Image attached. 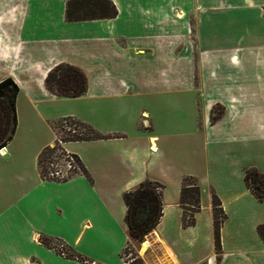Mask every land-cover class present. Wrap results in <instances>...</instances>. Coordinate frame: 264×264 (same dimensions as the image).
Here are the masks:
<instances>
[{"label": "crops", "instance_id": "1", "mask_svg": "<svg viewBox=\"0 0 264 264\" xmlns=\"http://www.w3.org/2000/svg\"><path fill=\"white\" fill-rule=\"evenodd\" d=\"M70 1L0 0V82L19 88L16 131L0 154V264H85L51 251L57 243L87 264H123L122 197L145 180L164 183L152 159L173 142L168 101L195 108L192 158L163 185L143 262L264 264V202L244 182L246 168L264 175V0H106L114 18L77 22L66 19ZM60 64L85 74V94L46 90ZM65 118L106 138L66 145L86 174L45 181L38 157ZM185 177L202 191L190 227L179 204ZM212 191L226 215L219 254Z\"/></svg>", "mask_w": 264, "mask_h": 264}, {"label": "trees", "instance_id": "2", "mask_svg": "<svg viewBox=\"0 0 264 264\" xmlns=\"http://www.w3.org/2000/svg\"><path fill=\"white\" fill-rule=\"evenodd\" d=\"M116 15L115 7L106 0H72L68 3L66 10V19L71 22L83 21L87 18H114ZM45 88L57 97L75 98L85 94L87 80L85 74L79 68L68 64H60L48 72L45 78ZM18 92V86L10 78L0 82V150L7 146L16 131L15 103ZM219 114L213 115L212 120H215ZM61 122L62 120L58 123L59 126ZM77 124L84 132L82 136H76L72 140L73 142L106 138L84 123L77 121ZM53 152L54 150L49 147L41 151L38 157V167L41 175ZM79 163L83 174H86L80 160ZM244 182L251 194L259 202H264V175L255 168H246L244 170ZM163 189L164 186L160 183L145 180L123 194V202L127 208L125 223L130 238L124 253L132 252L133 257H136L135 247L140 245L145 237L158 225L163 211ZM179 204L183 210V226H193L195 216L201 210V189L195 178H183ZM211 207L215 251L219 254L221 251L220 230L226 215L222 209L221 201L214 191L211 192ZM256 233L264 242V224L257 226ZM129 264H142V260L141 258H135Z\"/></svg>", "mask_w": 264, "mask_h": 264}, {"label": "rangeland", "instance_id": "3", "mask_svg": "<svg viewBox=\"0 0 264 264\" xmlns=\"http://www.w3.org/2000/svg\"><path fill=\"white\" fill-rule=\"evenodd\" d=\"M165 109L169 117L167 120L162 121V123L168 125V134L172 137L170 141L173 142L168 148H163L164 153L160 157H153L152 164L156 167V173L162 176L164 180L163 185L169 184V187H171L172 174L181 168L190 166L192 158L190 143H192L193 138L189 137V135H191L194 130L193 124L196 111L195 108L187 102L175 105L168 101ZM215 112L220 113V110L216 109ZM156 115L155 119L158 120V113ZM58 129L59 124L55 131ZM202 207L203 204L201 203V208ZM135 248L136 256L142 260L143 247H141L140 250L139 245ZM142 264H145L143 260Z\"/></svg>", "mask_w": 264, "mask_h": 264}, {"label": "built area", "instance_id": "4", "mask_svg": "<svg viewBox=\"0 0 264 264\" xmlns=\"http://www.w3.org/2000/svg\"><path fill=\"white\" fill-rule=\"evenodd\" d=\"M84 130L77 124L73 118H65L62 120L59 129L55 131V141L49 148L54 152L45 165L44 172L41 177L45 181L64 182L77 174H83L78 157L66 149L68 143L73 142L76 136H82ZM3 149L0 150V154ZM49 249L64 259L78 261L87 264L88 261L77 255L71 254L64 244L57 243L49 246ZM126 249V247H125ZM138 256L133 257L132 252L122 254L123 264L131 263Z\"/></svg>", "mask_w": 264, "mask_h": 264}, {"label": "bare ground", "instance_id": "5", "mask_svg": "<svg viewBox=\"0 0 264 264\" xmlns=\"http://www.w3.org/2000/svg\"><path fill=\"white\" fill-rule=\"evenodd\" d=\"M144 249H145V248H144V246H143V251H144Z\"/></svg>", "mask_w": 264, "mask_h": 264}]
</instances>
